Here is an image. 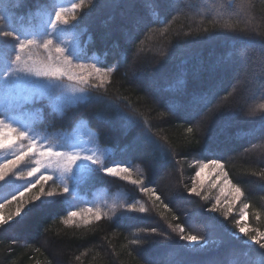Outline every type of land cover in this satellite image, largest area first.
<instances>
[{
    "label": "trees",
    "instance_id": "trees-1",
    "mask_svg": "<svg viewBox=\"0 0 264 264\" xmlns=\"http://www.w3.org/2000/svg\"><path fill=\"white\" fill-rule=\"evenodd\" d=\"M93 2L96 8L83 37L89 56L95 55L105 65L118 64L119 70L113 75L107 93L95 90L87 93L102 97L99 103L81 102L62 116L53 114L45 105H38L44 107L45 114L40 130L70 133L86 122L96 134L99 146L110 151L106 163L131 161L134 169L138 165L141 172H134L133 178H143L145 186L155 187L156 194L171 211L160 201L153 205L155 197L150 198L138 186L105 177L104 184L93 181L82 186L73 201V210L94 204L107 209L115 203L116 217L77 228L61 222L66 213L60 205L33 213L16 227L0 229V264H145V257L158 260L160 264H209L222 258L225 249L216 245L195 253L179 248L178 245L186 242L179 240L168 225H182L186 233L204 234L213 241L226 239L221 225L236 231L237 218L225 219L220 214L207 212L206 202L188 192L195 176L192 165L208 148L223 157L229 178L245 191L250 204L248 226L264 231V180L251 174L264 171L260 114H251L256 103L254 94L258 99L261 72L258 66L251 72L245 67L248 58L258 56V49L246 50L245 45L252 41L243 38L249 33L240 32L249 20L264 32V0H249L251 6L243 11L239 9V0H170L165 6L162 0ZM229 2L237 5L236 13L231 15L227 13ZM177 5L183 9V14L176 15ZM34 7V0H26L23 7L13 5V12L26 14ZM153 11H158L161 20L174 15L176 19L166 35L160 36L157 31L150 39L153 30L164 26L155 22ZM214 20L217 23L214 24ZM225 22L233 23L236 30L222 28ZM112 25L120 32L110 34ZM204 28L208 32L202 31ZM129 35L134 43L129 42ZM251 36L254 41L264 38L258 32ZM140 47L144 50L139 51ZM241 73L249 77L244 83ZM238 77L242 85H236L233 91L232 85ZM250 90L253 94L247 100L244 94ZM202 95L210 103L195 100ZM98 113L107 119H97ZM121 117H128L131 123ZM145 119L150 128L145 125ZM188 127L195 129L193 135L187 133ZM150 141H155L153 147L147 145ZM163 169L172 171L168 182L159 179ZM97 176L104 174L98 172ZM170 183L177 188L178 198L185 202L187 211L178 209L175 201L169 200ZM53 186V182L44 183L46 191ZM39 188L33 189V193ZM133 197L149 211L125 213L120 205L132 202ZM14 209L15 205H9L4 212L7 214ZM254 211L261 213L259 220L253 215ZM122 214L128 218L119 219ZM151 229L162 235L151 233ZM133 239H140L141 243L132 244ZM151 241L157 243L153 245ZM233 244L239 246L238 241ZM252 248L258 249V246ZM60 250L68 254L57 260L54 255ZM236 259L237 264H251L248 257Z\"/></svg>",
    "mask_w": 264,
    "mask_h": 264
},
{
    "label": "snow or ice",
    "instance_id": "snow-or-ice-1",
    "mask_svg": "<svg viewBox=\"0 0 264 264\" xmlns=\"http://www.w3.org/2000/svg\"><path fill=\"white\" fill-rule=\"evenodd\" d=\"M25 3L26 0H0V229L7 230L5 226L16 227L31 214L43 212L56 205L65 209L66 214L61 222L67 227H88L105 218L112 220L118 211L115 203L107 209L94 204L73 210V201L82 186L93 181L104 184L105 177L118 178L138 186L139 190L150 198L155 197L153 205L160 201L165 209L171 211L156 194L155 187L145 186L143 178H133L134 172H141L138 165L134 169L131 161L106 163V159L110 157L106 158L105 154L95 148H83L75 142L73 134L45 133L40 130L45 114L44 107L38 105H45L53 114L62 116L69 108L81 102L99 103L102 97H92L86 93L92 90L107 93L119 65H105L95 55L89 56L88 45L83 37L88 32L89 18L96 8L93 0H34L35 7L26 14L13 12V5L19 8ZM149 6L155 7L151 4ZM250 6L249 0H239L241 11ZM194 11L198 12V9ZM236 11V3L229 2L227 13L231 15ZM175 12L176 15H181L183 9L177 5ZM152 16L155 22L164 26L153 30L149 34L150 39L154 38L157 31L160 36L166 35L176 19L174 15L170 19L165 17L161 20L158 11H153ZM213 23L217 21L214 20ZM221 27L236 30V26L231 22H225ZM202 31L208 32V29L204 28ZM240 32L249 33L243 38L252 41L251 44L245 45L246 50L249 47L258 49V56L248 58L245 67L251 72L253 67L258 66L261 72L258 80V99L254 94L256 103L251 108V114H260L261 132H264V38L254 41L251 36V33L258 32L264 37V32L260 31L259 25L252 24L251 20L240 29ZM128 39L130 43L135 42L131 35ZM143 43L144 41L141 42ZM138 50L144 49L140 47ZM239 82L238 77L236 83ZM236 83L232 85L233 91L236 90ZM195 100L210 103L203 95ZM121 118L131 123L128 117ZM97 119L104 121L107 118L104 114L98 113ZM144 123L150 128L146 119ZM194 132L193 127L187 128L189 135H193ZM150 142L155 145V141ZM222 161L223 157L205 148L200 153V159L194 161L198 171L188 192L208 201L207 194L202 196V183L197 181L205 169L218 170L217 181H213L212 187H215L219 180H223L220 192L223 194L227 187L231 199L224 206L217 197L215 203L206 211L219 212L227 219L236 202L245 196V191L232 182ZM22 164L23 168L20 167ZM98 172L104 176L98 177ZM37 173L40 175L37 176ZM251 174L259 175V178L264 180V171ZM30 177L37 178L27 183H17ZM48 181H52L54 186L46 191L44 183ZM37 184H40L39 191L33 193ZM30 193L32 195H29ZM57 197L64 199L59 200ZM131 199L132 202L120 205L125 213L149 211L145 204L136 201L134 197ZM9 205H15V209L5 214L4 209ZM30 205L32 207H29ZM249 208V202L245 201L239 211V219L234 223L235 232L221 225L226 239L220 241H213L204 234L186 233L182 225L169 224L168 227L178 234L179 240L186 242L184 245H178L185 251L204 252L212 245L224 248L222 258L214 259L209 264H237L238 256L248 257L251 264H264V231L250 228L243 223L249 215ZM253 215L259 220L261 213L254 211ZM126 218L128 217L123 214L119 217ZM12 221L16 223L11 224ZM151 233L162 235L156 229H151ZM242 237H246V240ZM233 241H238L239 246L233 244ZM131 243L139 244L141 240L133 239ZM151 243L155 245L157 242ZM253 245L258 246V249H253ZM145 264L160 262L145 257Z\"/></svg>",
    "mask_w": 264,
    "mask_h": 264
},
{
    "label": "rangeland",
    "instance_id": "rangeland-1",
    "mask_svg": "<svg viewBox=\"0 0 264 264\" xmlns=\"http://www.w3.org/2000/svg\"><path fill=\"white\" fill-rule=\"evenodd\" d=\"M164 6L169 4L170 0H162ZM174 1V0H173ZM176 1V0H175ZM200 2H203L205 0H198ZM173 2H171L172 4ZM170 4V5H171ZM143 20L145 21V18L143 17ZM109 33L111 34H116L118 32H120V29L117 28L116 25H112L109 27ZM240 76L243 77V80H241L242 83H244L246 80L249 79L248 75L246 73H241ZM237 83V86L242 85V83ZM253 94V90H250L248 93L244 94V98L245 99H251L250 95ZM87 95V93H86ZM71 134H73V136L75 137V142L80 144L83 148L85 149H89V148H95L98 152L105 154V156L107 157L110 153V151L106 148H102L99 146L98 144V140H97V136L96 134L88 127V125L86 124V122H82L80 123L77 128L73 131L70 132ZM148 143V142H147ZM152 145V143H148L147 145ZM153 147V145L151 146ZM259 155V154H258ZM257 158H259L257 156ZM195 168V173L198 171V167L194 166V164L192 165ZM21 168L24 167V165L22 164L20 166ZM226 170V169H225ZM40 174L37 173V176H39ZM219 175L218 170L214 171L211 168L205 169V171L201 174V176L198 178L199 183H202L203 185V189H202V196L204 194H207L209 196L208 201H205L208 208L215 203V199L217 197H219L221 199V204L226 206L227 205V201L231 199V195H230V190L225 187V191L223 194H221L220 192V188L223 185V180H219L216 183L215 187H212V183L213 181H217V177ZM172 176V171L171 170H167V169H163L162 174L160 175L159 179L161 181H170L169 178ZM195 177V176H194ZM37 177H30L27 178V180H35ZM48 182H52V181H48ZM43 183V182H41ZM193 183V180H192ZM46 184V183H45ZM37 186H40V184H37ZM255 192H259L258 188H254L253 189ZM178 195V190L177 188L174 186V184L170 183V192L168 195L169 200L171 201H175L176 206L178 207V209L180 210H185L187 211L189 208L186 206L185 202L181 201ZM177 199V200H175ZM246 201V197H242L240 201H237L235 206L232 209V212L229 216H234L235 218L239 219V211L242 207V204ZM215 214H220L219 212H216ZM221 215V214H220ZM243 223L248 225V217L245 221H243ZM68 253L65 250H60L59 252H57L54 256L57 260H60V258L64 255H67Z\"/></svg>",
    "mask_w": 264,
    "mask_h": 264
}]
</instances>
